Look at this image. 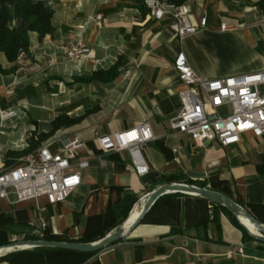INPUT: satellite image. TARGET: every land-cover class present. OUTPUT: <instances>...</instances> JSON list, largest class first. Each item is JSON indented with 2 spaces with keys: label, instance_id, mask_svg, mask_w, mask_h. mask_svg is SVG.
<instances>
[{
  "label": "crops",
  "instance_id": "1",
  "mask_svg": "<svg viewBox=\"0 0 264 264\" xmlns=\"http://www.w3.org/2000/svg\"><path fill=\"white\" fill-rule=\"evenodd\" d=\"M32 1H43L54 10L55 31L42 39L37 33L30 34L25 65L9 63L4 55L0 58L7 72L0 74V106L16 109L5 105L15 100L20 107L16 109L19 116L0 136L1 155L6 157H0V172L20 164L23 157L17 154L25 146L19 149V145H25L27 133L36 129L33 117L40 120L39 110L34 113L28 106L43 108L44 102L29 104L27 98H17L29 86L35 90L49 87V104L59 110L58 116L83 117L79 124L58 130L48 140L57 139L60 144L67 135L81 138L86 151L80 157L90 156L91 165L81 185L61 204L49 205L45 198L16 204L0 200V229L6 231L9 242L40 240L45 222V240L86 238L96 243L120 224L124 209L117 210L119 203L138 199L131 218L139 214L155 189L174 183L200 187L208 182L205 188L227 195L264 226V137L246 133L239 144L228 148L217 143L202 146L171 128L181 110L178 93L184 88L173 67L178 52H184L191 67L209 79L264 70L260 0H170L185 5L193 25L198 26L207 15V28L181 40L173 37L165 23L144 15L141 0ZM99 14L102 20L97 21ZM223 23L236 29L223 32ZM79 37L90 55L74 64L68 61L67 51ZM117 63L119 75L110 83L75 82ZM143 123L150 125L155 138L143 148L150 172L137 176L127 153L106 156L102 166L94 132L118 133ZM17 136L20 139L15 141ZM259 248L264 249V244L250 242L224 208L200 196L173 193L161 197L127 239L84 264H264V251ZM18 264L75 261L58 255Z\"/></svg>",
  "mask_w": 264,
  "mask_h": 264
},
{
  "label": "built area",
  "instance_id": "2",
  "mask_svg": "<svg viewBox=\"0 0 264 264\" xmlns=\"http://www.w3.org/2000/svg\"><path fill=\"white\" fill-rule=\"evenodd\" d=\"M141 1L148 17L165 23L174 38L181 40L208 26L206 14L198 26L193 25L183 4L170 0ZM96 20H102V15H97ZM235 29L227 23L221 25L223 32ZM21 54L26 56L24 51ZM89 55L90 50L81 37L71 44L68 52L72 62ZM173 67L184 86L178 93L181 110L171 122L173 130L192 137L202 146L217 143L223 148L239 144L246 133H252L256 138L264 137V70L209 79L191 67L182 51L175 55ZM18 116L15 108L0 106V135ZM93 139L101 153L98 160L102 166L106 156L127 153L128 162L137 176L150 172L143 148L155 138L148 123L118 133L95 131ZM57 143V139H50L38 152L20 159L19 165L0 172V200L13 204L41 198H45L49 205L65 202L81 185L82 175L91 165V157H80L86 151V143L77 136L67 135L60 144ZM54 146L57 147L55 152L51 150ZM46 230L47 224L42 222L40 240H45Z\"/></svg>",
  "mask_w": 264,
  "mask_h": 264
},
{
  "label": "trees",
  "instance_id": "3",
  "mask_svg": "<svg viewBox=\"0 0 264 264\" xmlns=\"http://www.w3.org/2000/svg\"><path fill=\"white\" fill-rule=\"evenodd\" d=\"M173 2H175L176 4H181L178 1ZM260 6L264 8V0H260ZM142 11L144 15L148 13L144 5L142 7ZM53 17L54 10L43 1L0 0V58L2 55H4L8 62L13 63L17 60L20 52L29 51L31 33H37L39 38L41 39L49 34H52L55 31V27L53 25ZM119 68L120 64L117 63L108 70H99L93 73L92 76L76 78L75 82L85 84H90L93 82L110 83L114 81L119 75ZM82 119L83 117L70 118L66 114H60L51 122L50 132H48L47 134H41L39 137L34 134L36 136L33 135V138L30 140L29 149L24 151L23 153H18L17 156L24 157L25 155H27V153L32 152L34 149L40 146L41 143L46 139L53 136L58 130L70 128L76 124H79ZM10 157H13V155L11 154ZM12 165H16V163ZM207 184L208 182H204L199 186L205 187ZM137 202V198H127L117 205V210L124 209V213L122 214V220L120 224L112 228L110 232L115 230L116 228H120L125 223L131 213V210ZM224 210L232 216L230 212H228L226 209ZM233 219L235 223L240 228H242L235 217H233ZM110 232H108V234ZM5 233V230L0 229V248L11 244V242H9L6 237H4ZM108 234H103L102 239L105 238ZM245 236H247L250 242L256 241L252 237H250L246 231ZM46 240L61 241L60 239H55L52 237H48L46 238ZM71 242L91 243L86 238H81L79 240ZM259 250L264 251L263 248H259ZM58 255H64L68 256V258H72L75 261V264H84L97 254L75 252L56 248H34L29 250L16 251L2 256L0 257V263L9 262L10 264H18L20 262L30 260L32 261L43 257L54 258Z\"/></svg>",
  "mask_w": 264,
  "mask_h": 264
},
{
  "label": "water",
  "instance_id": "4",
  "mask_svg": "<svg viewBox=\"0 0 264 264\" xmlns=\"http://www.w3.org/2000/svg\"><path fill=\"white\" fill-rule=\"evenodd\" d=\"M192 175H201L203 174H192ZM198 176V177H199ZM173 193H180L186 195H196L200 196L211 203L216 204L228 212L232 214L233 217L239 222L242 228L247 232V234L256 240L259 243L264 244V226L261 225L251 214L250 212L237 202H235L230 197L210 190L209 188L205 187H198L194 185L188 184H164L159 186L155 189L147 198L146 204L143 207L139 217L134 221V223L130 227H126L125 223L115 230L112 233H109L105 238L96 242V243H77V242H64V241H49V240H20L12 242L11 244L1 247L0 251L3 249H17V251L21 250L22 247H28L29 249L34 248H56V249H63L75 252H82V253H90V254H100L104 250L108 249L109 247L118 244L119 242L127 239L129 235L144 221L147 214L156 204V202L163 196ZM242 218L248 220L252 224L255 225L256 229L258 230V234L251 232L245 224L242 222ZM129 219V218H128ZM128 221V220H127ZM5 256L0 254V257Z\"/></svg>",
  "mask_w": 264,
  "mask_h": 264
},
{
  "label": "rangeland",
  "instance_id": "5",
  "mask_svg": "<svg viewBox=\"0 0 264 264\" xmlns=\"http://www.w3.org/2000/svg\"><path fill=\"white\" fill-rule=\"evenodd\" d=\"M76 41H78V39L75 40L72 43H75ZM71 44L69 45V48H68V51H67V59H68L69 62L74 63V64L80 63L83 59H81V60H79L77 62H72L68 58V52H69V49H70ZM26 60H27V52H26V56L25 57H23L22 54H21V52H20L19 55H18V58H17V60L15 62H20V63H22V65H25L26 64ZM15 62H13V63H15ZM54 64H55V61L54 60H51L50 61V65H54ZM6 73L7 72L5 70H3L2 69V66H1L0 74H6ZM41 87H42L41 90H35V89H33L32 87L29 86V87H27L25 89V91H19V93H17L18 94V97L17 98H23V97H25V98L28 99L29 104H33V103L43 104V102L45 104L43 106V108L41 107V108H36V109L35 108H31L30 105L28 106V108L32 112H34V113H35V111L39 110V112H40L39 119L40 120H38L36 118V116L33 117V119H35L37 121V124H36L37 127H35L36 128L35 131H29L27 133V135L25 137V145H24V143L22 145H19V149L22 148L23 146H25L22 149H20V151H23V152H24V150L26 151V149H27V143H28L29 139H32L33 138L32 134L33 135L36 134L39 137L41 134H45V133L49 132V130L51 128V122L58 116L57 113H59V110H56V108L51 107L50 104H49L50 98H51L50 97L51 95H50L49 87L47 85L46 86L43 85ZM11 104H12V106L17 107L16 109H20V107L18 105V102H16L15 100L14 101H11L10 103L9 102H6L5 105H8L9 106ZM18 127L16 128L17 130L19 129ZM6 131L7 130L5 129L4 132L0 136H2L3 134H5ZM36 135H34V136H36ZM19 139H20V137L17 136V138L15 139V141H17ZM45 141L47 142L49 140L46 139ZM44 142H42L41 145H43ZM23 152H21V153H23ZM31 153L32 152H29V153H27V155L28 154H31ZM3 158H6V157L4 156V157H2V159ZM137 203L139 204L140 202H137ZM132 210H131V212H132Z\"/></svg>",
  "mask_w": 264,
  "mask_h": 264
},
{
  "label": "bare ground",
  "instance_id": "6",
  "mask_svg": "<svg viewBox=\"0 0 264 264\" xmlns=\"http://www.w3.org/2000/svg\"><path fill=\"white\" fill-rule=\"evenodd\" d=\"M146 201H147V200H146ZM145 204H146V202L144 203L143 207L145 206ZM143 207H142V209H143ZM142 209H141V211H142ZM141 211L139 212L138 215L135 214V215H133V216L130 218V216H131V214L133 213V211L131 212V214H130V216H129L130 219H129V220L127 219L128 221L126 220V227H127V228L130 227V226L134 223V221L139 217ZM241 220H242V222L245 224V226H246L251 232H253V233H255V234H258V230L256 229V227H255L254 224H252L251 222H249L248 220H246V219H244V218H242ZM22 250H29V248H28V247H22L21 250H19V251H22ZM16 251H17V249H13V248L3 249V250L0 251V254H2V255H7V253L10 254V253H13V252H16Z\"/></svg>",
  "mask_w": 264,
  "mask_h": 264
}]
</instances>
